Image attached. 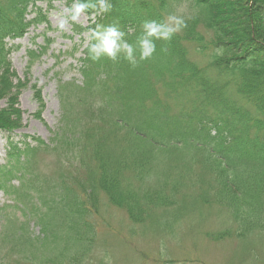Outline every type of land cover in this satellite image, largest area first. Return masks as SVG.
Returning a JSON list of instances; mask_svg holds the SVG:
<instances>
[{
  "label": "trees",
  "instance_id": "trees-1",
  "mask_svg": "<svg viewBox=\"0 0 264 264\" xmlns=\"http://www.w3.org/2000/svg\"><path fill=\"white\" fill-rule=\"evenodd\" d=\"M66 1L72 4V0ZM34 2L0 0V96L11 94L14 77L8 58L10 47L5 39L23 36L37 20L35 16L26 18L28 6L34 7ZM110 2L111 10L98 16L96 23L115 24L126 32L129 42H135L145 20H162L168 14H177L185 17L187 26L171 40L156 41L153 56L140 61L136 67L122 56L114 61L107 57L92 61L85 48L78 70L81 80H57L65 142L57 139L52 142L68 147L79 162L86 164L89 163L83 152L86 149L84 143L91 142L96 125L109 126L106 134L127 144L123 154L113 153L103 146V139H100V145L91 146L88 157L95 167L88 168V186L81 182L78 191L62 180L60 197H55L58 188L50 190L46 185L44 191V183L39 182L40 175L33 176L25 165L29 153L48 145L38 140L32 146L26 140L7 141L8 164L0 166V190L12 204L2 207L6 210L15 208L14 212L19 211L25 218L17 226L14 219L4 216L0 227H7L4 236L9 240L11 249L8 250L23 255L24 261L30 262L27 264H47L46 261L82 264L95 236L87 217L95 210L100 191L111 204L123 208L133 222L146 221L151 217L152 208L174 203L181 176L177 160L168 163L163 172H158L161 178H157L152 189L138 183H142L153 168L149 161L155 159L154 147L158 152L172 154L173 160L184 154L191 159H204L202 165L213 173L211 190L213 196L216 194V202L235 212L239 222L237 236L262 234L264 0ZM183 5L186 10H180ZM90 27H95L92 21L89 27L79 26L76 31L83 33ZM187 43H193L198 51L209 54L206 66H198L189 59ZM231 90L235 91L238 100L231 98ZM35 92L39 97V90ZM95 95L99 97L98 104L92 99ZM12 101H17V96ZM75 105L80 109L87 108L91 113L85 118L87 122H83V128L71 130L75 133L73 138L66 129L69 125L64 124H68L69 119L73 123L72 107ZM94 105L98 107L95 109ZM95 112L103 113L102 121L96 124L93 120ZM18 121L0 114V128L4 130H13ZM172 173H178L177 178L172 177ZM13 179L18 180L17 185L11 183ZM133 179L138 180V185L132 183ZM50 193L52 200H49ZM202 200L210 201L206 196H202ZM30 217L39 225L36 234L27 232ZM11 222L13 229L9 226ZM64 228L65 244L59 252L57 244L63 238L60 239L58 232ZM9 233L14 235L10 237ZM225 234L229 231H223L217 237ZM51 244L56 255L44 258ZM72 247H75V253H70ZM14 261L26 264L20 258Z\"/></svg>",
  "mask_w": 264,
  "mask_h": 264
},
{
  "label": "rangeland",
  "instance_id": "rangeland-1",
  "mask_svg": "<svg viewBox=\"0 0 264 264\" xmlns=\"http://www.w3.org/2000/svg\"><path fill=\"white\" fill-rule=\"evenodd\" d=\"M34 4V7L28 6L26 18L35 16L37 20L26 29L23 36L5 39L10 47L8 58L14 73L11 94H14L0 96V114L9 116L13 121H19L11 131L0 128V166L8 164L6 156L8 140L14 142L26 140L31 146L38 141L48 145L41 147L38 152L28 154L25 169L30 170L33 176L37 173L40 175L39 182L44 183V191L47 189L46 185L50 186V190L58 188L55 197H60L59 187L62 180L67 186H72L78 191L82 183L88 186L90 179L87 177V171L95 167L88 157L91 146L100 145V139H103V146L110 148L113 153L123 154L127 144L113 135H107L109 126L96 125L92 130L91 142L84 143L86 149L83 152L89 163L86 164L79 162L74 151H69L68 147L61 146L59 142L57 144L55 141L52 142V139L65 142L63 139L65 126H61L63 112L57 80L74 79L76 82L81 80L78 70L80 59L84 56L85 37L88 31L79 33L76 30L79 26L89 27L91 20L87 15H82L78 23L69 22L66 29L61 31L57 27V18L71 4L66 0H35ZM180 10H186V6H181ZM186 46L191 61L201 67L207 65L209 60L207 52L198 51L193 43H187ZM207 71L213 73L210 69ZM68 87L71 91L72 85ZM37 89L40 92L39 97L36 96ZM16 96L17 101H12ZM230 96L238 100L234 90L230 91ZM92 99L95 104L99 103L98 95ZM97 107L98 105H94L95 109ZM72 112L73 123L69 119L68 124L64 125H69L70 129L67 127L66 129L70 130L68 134H72L74 138L75 133L71 130H79L80 126L83 128V122H87L85 118L91 111L75 105ZM102 116L103 113L95 112L94 124L102 121ZM155 149V159L149 161V165L153 167L150 174L142 183L136 179H133L132 183L138 185V182L144 187H154L157 178L159 180L161 178L158 172H163L168 163L172 161L175 163L177 160L181 176L179 175L180 187L173 197L174 203L152 208L151 217L148 218V215L146 221L133 222L123 208L111 204L105 193L100 191L97 195L96 208L91 210L87 217L95 232L93 244L86 259L81 263L105 264V257H110L111 264H264V232L245 238L237 236L239 222L235 219V212L216 202V194L213 196L214 192L211 190L213 173L202 165L204 159L200 157L191 159L184 154L173 160L172 154L166 155ZM171 176L177 178L178 173H172ZM11 183L17 185L18 180L13 179ZM49 196V200H52L53 194L50 193ZM202 196L208 197L210 201L203 202ZM5 204L12 203L0 190V225L6 217L14 219L17 226L19 222L25 221V218L19 215V211L14 212L15 208L4 209L2 206ZM41 211H44L43 207ZM32 217L27 232L36 234L39 232V225L31 220ZM11 223L9 226L13 229V222ZM6 228L5 225L0 227V264L4 261L6 264H16L14 260L17 258L23 262L25 260L23 255L8 250L11 247L8 238L4 236ZM64 230L66 229L58 232L60 239L65 237ZM226 230L229 234L217 237ZM13 235L11 233L9 236ZM64 239L59 240L57 244L59 252L64 247ZM53 248L51 244L44 253V258H53L56 255L57 251H53ZM70 253H75V247L70 248ZM46 262L51 264L50 261Z\"/></svg>",
  "mask_w": 264,
  "mask_h": 264
},
{
  "label": "clouds",
  "instance_id": "clouds-1",
  "mask_svg": "<svg viewBox=\"0 0 264 264\" xmlns=\"http://www.w3.org/2000/svg\"><path fill=\"white\" fill-rule=\"evenodd\" d=\"M111 7L110 0H72L71 6L58 16L57 27L63 31L69 22L78 23L82 15H87L95 24L88 29L85 37L89 58L98 61L107 57L114 61L122 56L132 67H136L140 61L153 56L156 41L171 40L187 26L185 17L177 14H168L162 20H145L135 42H129L126 32L115 24L96 23V18L109 12ZM105 264H111L110 257H105Z\"/></svg>",
  "mask_w": 264,
  "mask_h": 264
}]
</instances>
